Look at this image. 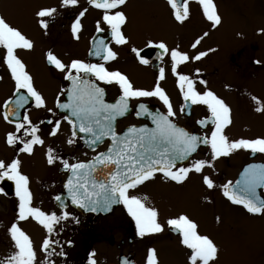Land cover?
Returning <instances> with one entry per match:
<instances>
[{"label": "flooded vegetation", "instance_id": "af4514ba", "mask_svg": "<svg viewBox=\"0 0 264 264\" xmlns=\"http://www.w3.org/2000/svg\"><path fill=\"white\" fill-rule=\"evenodd\" d=\"M184 2L176 0L179 8ZM214 4L221 17V22L215 26L204 16L198 0H187L189 15L183 22L175 19V10L168 0H126L117 10L126 14L127 21L121 30L128 43L119 45L102 20L103 10L92 6L89 0H78L76 5L70 6L63 5L62 0H0V15L33 41L32 49H17L16 54L25 64L34 87L44 97L46 105L38 108L34 100H30L19 109L18 116L9 117L11 123L3 118L4 103L9 98L14 99L15 84L3 60L5 50L0 47V160L9 163L12 159H20V170L29 177L32 206L57 215L64 211L70 213L69 218L55 225L51 234L33 218L19 220L15 182L6 177L0 179V218H3L0 224L10 227L12 223H17L33 241L41 264H92V261L95 264H147L148 250L152 248L157 251L159 264H185V256L191 257V250L181 243V235L167 224L169 219L180 214L158 218L163 231L140 236L135 220L122 203L107 214H85L71 203L66 188L71 172L64 168L61 161L88 162L104 151L111 139L103 138L93 149L85 144L90 140L89 134L80 133L77 128V134L72 135V125L64 119L71 116L70 110L58 107V104L67 102L71 82L65 79L67 70L55 68L48 62L47 54L51 52L65 65L74 59L85 63H103L109 71L118 70L125 74L138 88L152 90L158 82L176 113L171 119L193 134L210 137L214 127L211 121L208 120L205 125L199 123L210 117L209 109L203 104L186 103L178 76L172 72L170 50L178 48L186 52L190 59L180 64L177 72L188 75L197 91L210 90L229 106L231 123L224 128V135L229 140L264 138L261 133L255 137L232 136L235 121H247L253 125L261 122L264 125V86H260L264 85V28L258 27L257 37L251 34L250 0H214ZM45 7L55 8L56 11L51 17H37V11ZM85 9L84 16L79 17ZM78 17L81 27L74 34L72 25ZM41 19L46 20L47 28L41 26ZM98 21L101 31H97ZM100 40L117 53L114 60L104 61L101 56L93 54ZM196 40L200 42L193 48ZM161 41L167 45L168 52L157 47ZM133 48L138 51L133 52ZM201 52L205 55L194 59ZM141 58L147 59L148 63H141ZM161 68L164 69V79L159 78ZM86 78L105 89L106 103H114L121 94L114 83L107 84L94 76ZM140 103L145 104L151 113L167 111V106L158 97L132 98L128 112L113 121L118 134L130 126H155L147 113L137 115ZM258 108L262 110L257 111ZM24 115H28L32 124L38 127L36 134L44 141L33 146L32 154L21 152L23 145L19 141L14 145L7 143L10 132L25 140L31 138L24 135L23 129L16 131V123L22 122ZM57 121L59 127L53 135L51 133ZM69 139L73 143L69 144ZM49 148L58 157L51 165L47 163ZM199 159L208 161V164L201 173H189L184 182L177 183L157 173L153 179L130 190V194L139 196L148 207H179L182 202H190L200 195L202 186H206L203 176H209L216 185L212 189L222 199L242 208L250 216L264 214L249 213L243 205L232 203L220 187L229 181L236 184L249 165H264V153L238 149L212 159L210 146L201 144L188 160L176 167H187ZM256 195L264 197V185L256 188ZM57 196L61 198L59 201L55 199ZM189 218L196 222L193 217ZM46 237L57 242L52 246L53 255L42 250V241ZM61 251L64 255L59 254Z\"/></svg>", "mask_w": 264, "mask_h": 264}, {"label": "snow or ice", "instance_id": "6c2138e0", "mask_svg": "<svg viewBox=\"0 0 264 264\" xmlns=\"http://www.w3.org/2000/svg\"><path fill=\"white\" fill-rule=\"evenodd\" d=\"M62 2L63 5L70 6L76 5L78 0H62ZM168 2L175 10L174 15L177 21L183 22L188 18L187 0L182 8L177 6L176 0H168ZM198 2L202 5L203 14L207 20L212 22L213 26L218 25L221 17L217 13L214 0H198ZM89 3L103 10L102 20L110 28L115 43L119 45L128 43V38L121 30L127 17L123 11L117 10L126 3V0H89ZM55 11V8L45 7L38 10L36 15L40 18L51 17ZM85 11L86 9L81 11L79 17L84 16ZM79 17L72 25L74 34L81 27ZM99 23L98 21L97 31H101ZM40 24L47 28L45 19H41ZM199 42L196 40L192 47L195 48ZM0 47L5 50L3 60L15 84L14 99L9 98L4 103L3 118L11 123L9 117L18 116L19 109L30 100H34L38 108L46 105L44 97L34 87L33 78L26 70L25 64L16 54L17 49H32L33 41L17 27L11 25L2 15H0ZM157 47L165 52L169 51L163 41L159 42ZM132 51L138 50L133 48ZM93 54L101 56L104 61L114 60L117 56V53L104 40L98 42ZM204 55L205 53L201 52L194 59L198 60ZM170 57L172 72L178 76L184 101L191 104H203L210 111L211 115L207 120L199 121L201 125H205L210 120L214 125L210 137L193 134L171 119L176 113L173 111L168 95L158 82L152 90L138 88L125 74L118 70L109 71L103 63H85L74 59L69 65H65L51 52L47 54L50 64L61 71L67 70L65 79L71 82V87L67 90V102L58 104V107L70 110L71 116H65L64 119L72 125V135L77 134L78 128L80 133L89 134V142L92 145L98 144L105 137L111 139V146L106 152L99 153L91 161L77 163L61 161L64 168L71 172L66 182L71 203L92 212L109 210L113 204L122 203L135 220L140 236L160 233L163 231V226L158 222V210L155 207L146 206L139 196L131 195L130 190L153 179L157 173H162L165 178L177 183L184 182L191 172L201 173L208 164V161L204 159L194 160L187 167H176L178 162L188 160L200 144L210 146L212 159L228 155L238 149L264 153V138L229 140L224 135V128L231 123L229 106L210 90L197 91L194 81L188 75L177 72V67L190 59L186 52L172 48ZM140 62L147 64L148 60L141 58ZM89 76H94L96 80L107 84H116L121 93L118 99L114 103H106L105 89L99 87L92 79L86 78ZM159 78L164 79L163 68L159 71ZM140 97H158L167 106V111L151 113L145 104L140 103L137 115L147 113L155 126L153 128L130 126L123 135L118 134L114 130L113 121L128 112L130 99ZM253 99L256 98L253 97ZM260 110L262 109H257V111ZM58 127L59 121L56 122V128H53L51 134L54 135ZM22 129L24 135L30 136V139L25 140L10 132L7 134V143L14 145L19 141L23 145L20 151L32 154L33 146L43 144L44 141L36 134L38 127L32 124L28 115L23 116L22 122L16 123V131L20 132ZM68 143H73V140L69 139ZM56 159L58 157L49 148L47 163L51 165ZM20 165L19 158L12 159L9 163L0 160V179L6 177L15 182V195L19 200V220L33 218L47 230V233L51 234L55 230V225L69 218L70 213L64 211L57 215L55 212L48 213L40 207L32 206L29 177L21 172ZM105 171L104 178L97 179ZM203 183L209 189L216 187L209 176H203ZM260 185H264V165H249L235 185L229 181L220 187L223 188V195L232 203L243 205L249 213L259 214L264 213V200L256 195V188ZM55 199L59 201L61 198L57 196ZM167 224L181 235V243L191 250L192 264H210V262L214 264L219 253L217 244L208 235L200 234L197 223L188 215L180 214L169 219ZM8 231L14 242V251L2 264H34L36 253L30 236L17 223H12ZM54 243L57 242L46 237L42 241V250L49 255L55 254L52 247ZM59 254L64 255L62 251ZM92 264L95 262L92 261ZM147 264H159L155 248L148 250Z\"/></svg>", "mask_w": 264, "mask_h": 264}, {"label": "rangeland", "instance_id": "374dc122", "mask_svg": "<svg viewBox=\"0 0 264 264\" xmlns=\"http://www.w3.org/2000/svg\"><path fill=\"white\" fill-rule=\"evenodd\" d=\"M258 27L264 28V0H250V31L255 37L258 35ZM259 133L264 135V125H261V122L254 125L247 121L233 122L234 138L255 137ZM153 207L158 210V218L181 213L193 217L199 233L208 235L219 248L214 264H264V214L250 216L242 208L222 199L218 192L207 186H202L200 195L190 202H182L179 207ZM1 219L3 218H0V222ZM9 228L0 224V264L14 251ZM185 258V264H192L188 255ZM34 264H41L40 258L35 256Z\"/></svg>", "mask_w": 264, "mask_h": 264}, {"label": "water", "instance_id": "95a60500", "mask_svg": "<svg viewBox=\"0 0 264 264\" xmlns=\"http://www.w3.org/2000/svg\"><path fill=\"white\" fill-rule=\"evenodd\" d=\"M125 132H126V131H125ZM125 132H124V133H125ZM124 133H122V134H120V135H123ZM87 145H90V144L87 142ZM110 146H111V143H110L109 147H110ZM109 147H108V148H109ZM104 152H106V151H104ZM181 162H183V161H181ZM178 163H179V162H178ZM104 175H106V171H105L104 174L98 176L97 179H103V178H104ZM257 197H258V196H257ZM258 198L262 200V197H258ZM115 205H117V204H113L109 210H100V211L93 212V213H109V212L113 209V207H114ZM75 207H76L77 209H79V210H80L81 212H83V213H91V212H92V211H87V210H85V209H82V208H80V207H78V206H76V205H75Z\"/></svg>", "mask_w": 264, "mask_h": 264}]
</instances>
